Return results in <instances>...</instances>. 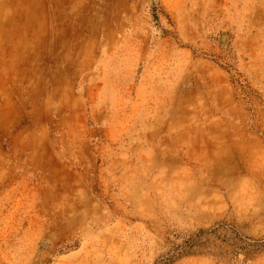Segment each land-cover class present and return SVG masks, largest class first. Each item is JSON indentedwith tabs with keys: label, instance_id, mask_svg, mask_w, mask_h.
Segmentation results:
<instances>
[{
	"label": "rangeland",
	"instance_id": "374dc122",
	"mask_svg": "<svg viewBox=\"0 0 264 264\" xmlns=\"http://www.w3.org/2000/svg\"><path fill=\"white\" fill-rule=\"evenodd\" d=\"M0 264H264V0H0Z\"/></svg>",
	"mask_w": 264,
	"mask_h": 264
}]
</instances>
